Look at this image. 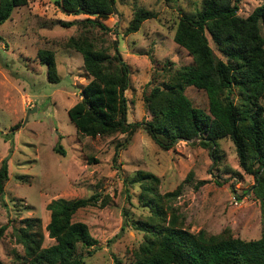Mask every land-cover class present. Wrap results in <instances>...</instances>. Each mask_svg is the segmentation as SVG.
Returning a JSON list of instances; mask_svg holds the SVG:
<instances>
[{
  "label": "rangeland",
  "instance_id": "rangeland-1",
  "mask_svg": "<svg viewBox=\"0 0 264 264\" xmlns=\"http://www.w3.org/2000/svg\"><path fill=\"white\" fill-rule=\"evenodd\" d=\"M262 1L239 0L237 12L244 16ZM114 4L115 12L99 18L108 29L80 23L63 25L62 20L94 18L95 14L65 11L54 0H26L0 22V161L4 158L7 167L0 192V224H5L0 235L2 262L22 264L16 255L23 250L13 236V228L23 224L21 218L39 217L41 245L46 246L53 242L44 228L49 218L46 203L95 191L108 194L109 200L103 206L81 207L72 214V220L83 221L97 240L89 254L82 253L81 264H114L112 253L119 264H129L132 249L143 235L130 220L150 212L141 202L139 182L129 181L139 168L157 175L158 193L177 192L162 200L166 221L172 217L192 232L216 233L228 228L232 236L243 239L260 233L261 202L249 189L253 177L239 166L228 136L216 139L212 159L196 138L178 139L163 149L138 127L113 162V144L125 133L89 136L75 130L66 109L78 99V88L87 77L80 53L66 45L69 36L93 32V45L105 48L108 54L113 50L110 41L116 40L128 66L123 90L127 121L147 118L142 94L164 80L161 67L191 60L171 35L178 11L194 14L200 0H114ZM138 6L156 14L143 19L135 31L124 33ZM208 43L220 55L210 39ZM39 49L52 52L57 81L47 79L45 64L37 56ZM227 92L232 101L240 99L234 89ZM184 93L194 105L207 108L201 90L186 86ZM257 103L264 107V97ZM29 107L33 109L24 120ZM55 142L63 154L52 148Z\"/></svg>",
  "mask_w": 264,
  "mask_h": 264
},
{
  "label": "trees",
  "instance_id": "trees-1",
  "mask_svg": "<svg viewBox=\"0 0 264 264\" xmlns=\"http://www.w3.org/2000/svg\"><path fill=\"white\" fill-rule=\"evenodd\" d=\"M25 2L0 0V22L9 17L14 6ZM54 2L65 11L95 14L94 18L62 20L66 26L80 23L83 27L97 25L108 29L99 18L116 10L114 0ZM238 2L200 0L194 14L178 11L171 38L187 51L191 60L171 68H160L164 80L142 94L147 118L140 120H126L123 90L128 83V66L118 51L116 40L110 41L111 54L93 45V32L81 31L66 40V45L80 53L87 77L78 88V99L66 109L78 133L89 136L125 133L121 141L113 144V162L138 127L163 149L171 147L178 139L196 138V143L206 147L212 159L218 145L216 139L228 136L239 166L253 177L249 189L261 202L263 216L260 233L255 238L232 236L228 228L216 233H206L202 229L192 232L176 224L172 217L166 221L162 200L177 192L171 189L158 193L155 190L157 175L139 168L129 181L139 182L141 202L150 212L130 220L129 224L142 230L143 235L132 249L129 264H264V107L257 103L258 98L264 97V1L244 16L237 12ZM155 14V10L135 7L124 33L135 31L143 19ZM209 39L220 55L213 52ZM37 56L45 64L47 79L57 81L52 52L39 49ZM186 86L204 93L206 109L192 103L184 93ZM229 88L239 93V100H231ZM52 148L63 154L59 142ZM6 179L3 158L0 161V192ZM108 200V194L100 195L95 191L87 196L50 199L46 203L49 218L44 228L53 242L41 245L39 217H23V224L13 228L14 240L23 250L16 256L22 264H81L82 253L89 254L97 240L83 221L72 220V214L81 207L103 206ZM4 227L5 224H0V235ZM112 255L113 263L119 264ZM0 264L11 263L0 260Z\"/></svg>",
  "mask_w": 264,
  "mask_h": 264
},
{
  "label": "water",
  "instance_id": "water-1",
  "mask_svg": "<svg viewBox=\"0 0 264 264\" xmlns=\"http://www.w3.org/2000/svg\"><path fill=\"white\" fill-rule=\"evenodd\" d=\"M32 109H33V108H31V107H29V108L26 109V113H25V116H24V120H25V118H26V114H27V112L31 111Z\"/></svg>",
  "mask_w": 264,
  "mask_h": 264
}]
</instances>
